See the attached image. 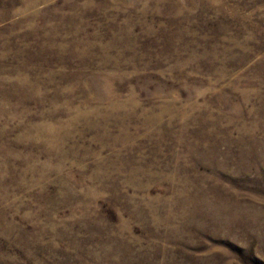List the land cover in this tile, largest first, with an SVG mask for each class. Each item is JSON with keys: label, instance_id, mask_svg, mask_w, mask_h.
<instances>
[{"label": "rangeland", "instance_id": "obj_1", "mask_svg": "<svg viewBox=\"0 0 264 264\" xmlns=\"http://www.w3.org/2000/svg\"><path fill=\"white\" fill-rule=\"evenodd\" d=\"M0 264H264V0H0Z\"/></svg>", "mask_w": 264, "mask_h": 264}]
</instances>
